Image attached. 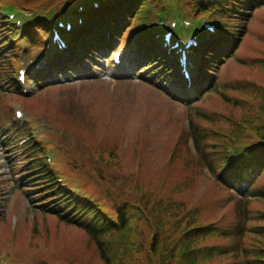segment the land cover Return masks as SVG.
Masks as SVG:
<instances>
[{"label": "rangeland", "instance_id": "obj_1", "mask_svg": "<svg viewBox=\"0 0 264 264\" xmlns=\"http://www.w3.org/2000/svg\"><path fill=\"white\" fill-rule=\"evenodd\" d=\"M51 1L52 4L48 5ZM58 1L15 0L24 14L28 15L35 14L33 12L51 11L50 7ZM168 1L174 4L172 0ZM15 2L0 0V7L12 6ZM14 12L17 15L20 13L16 7ZM163 16L165 20L177 22L183 18L172 5L164 8ZM178 31H181L180 28ZM247 31L238 53L222 68L220 85L226 89L207 97L198 106L199 113H205V119H194V117L192 119L200 137L208 142L205 150L208 154L213 141H215L214 151L218 150L228 137L240 142H248L253 137L251 130L260 127L264 129V8L252 16ZM240 58L242 60H239ZM100 68H104L102 63L97 65V70ZM69 86L72 87L49 88L31 101L17 98L14 102L24 103L25 107L28 105L29 111H32L36 104L35 112L58 120L68 132L76 133L77 140L93 146L81 152L79 157H75L73 152L70 153L73 155L72 161L79 166L68 172L66 179L70 184L86 187L85 192H92L109 214H114V210L123 203L137 206L143 211L144 218L140 217L136 210H129V215L135 219L132 225L133 234H130L129 247L133 252L130 264H147V251L153 236L159 241L167 236L161 246L168 247L177 241L178 232L169 231L176 220L174 213H164L154 207V204L165 203L166 198L170 196L176 201L185 203L187 207L198 208L200 214L195 219L197 225L216 222L220 227H232L236 221L237 211L245 208L246 213L254 220L250 223V227H264L262 221L264 202L256 200L247 204L238 203L237 198L222 189L221 191L205 169V162L202 163L199 153L197 158L184 153L188 138L170 157L168 152L174 138L180 134L182 137L187 136L182 128L183 119L180 124L177 122V118L184 115L181 110L177 111L175 106L167 101L157 103L168 107V113L172 118H176L173 123L160 108H152L150 120L160 122L161 131L158 129L157 132L161 137L154 140V146L146 148L141 143V132H137L138 137L134 136L136 133L131 134L130 126H127L132 121V115L129 123L124 125V138H121V135L114 136L109 123L119 116L126 115L130 103L136 101L133 99L135 94L145 96L146 104L152 99L150 94L122 88H115L116 92H111L109 87L103 85L100 87V84L96 83ZM111 87L113 89L114 85ZM219 94L225 95L230 103L227 104L218 96ZM32 103L34 104L31 106ZM92 121L96 125L91 124ZM165 128V132L162 133ZM107 130L109 131L105 133ZM179 131L180 134H177ZM88 135L91 138H88ZM103 135L106 139L101 142ZM67 140L73 142L72 137ZM97 148L100 149L96 150ZM138 151L143 152L142 157L135 156ZM49 155L56 158L55 152ZM6 159V155L0 149V194L4 192V188L6 191L10 189L3 183L9 171ZM135 159L142 160L143 173L139 177L129 173L138 166ZM179 185L186 186V191L183 194H174L173 188ZM256 186L257 188L264 186V175ZM131 191L133 195L130 197ZM8 199L12 201L6 197V200ZM140 199L142 201L139 202ZM13 204L8 205L9 213L10 211L13 213ZM3 206L5 207L4 204ZM9 213H6L3 222L0 219V257L16 258L11 260V264H103L89 238L74 226L61 224L52 217H44L38 213H34L33 218L24 221L19 217L18 212L19 216ZM13 218L16 219L15 230ZM251 242L252 236L245 235L243 244L248 248ZM209 243L227 245L222 240ZM9 260L6 262L10 263ZM166 262L167 260L164 261Z\"/></svg>", "mask_w": 264, "mask_h": 264}, {"label": "trees", "instance_id": "obj_2", "mask_svg": "<svg viewBox=\"0 0 264 264\" xmlns=\"http://www.w3.org/2000/svg\"><path fill=\"white\" fill-rule=\"evenodd\" d=\"M132 3H135V5ZM132 3L127 5L124 9L123 14L125 16L134 15V12L140 10L144 13H148L149 10L152 12L155 5L152 0H133ZM142 5L144 7L140 8ZM262 7H264V0H218L216 13L206 5H195L197 12L200 11L203 14L208 12L210 15L209 19L218 26L217 37L211 38V41L206 45V49L203 51V69L208 70L215 65L213 64L215 61L220 62L222 58L234 54L245 35L246 27L251 19L252 13ZM150 22L146 23V25L150 26ZM207 86L209 87L210 83H208ZM208 89H210V87ZM222 97L225 98V96ZM225 100L228 104L230 103L227 98H225ZM259 154L260 159L263 161L261 165L264 166V147L259 150ZM45 178L50 182L49 190L56 193L57 198L60 197V192L56 189L53 181L48 175H46ZM251 195H260L264 198V194L262 193H253ZM63 200L65 203H71V201L66 200L65 197H63ZM80 213L86 214L84 218L92 215L88 209H81L79 210V214ZM123 215V213H119V219L116 218L119 222V227L117 229L107 226L106 223L99 220L98 216H94L93 218L97 223L94 225H85L81 220L74 221V219L58 217L60 222L68 226H74L85 233L90 242L95 246L97 255L103 264H130L129 261L132 257V249L129 247V244L130 234H132V232L129 231L127 220L125 221ZM239 220H241L239 225L232 228L230 237L232 239H241L247 234L250 236L253 234L254 238L252 237L251 245H249L247 249L243 248V252L246 256V264H264V227L247 231L246 223L248 222V218H239ZM262 221L264 222V220ZM207 235V232H204V230L190 233L177 242L176 249L171 250V252L163 250L159 239L153 237L149 242L147 264H219L217 262L219 260L218 258L230 250L201 247V243L205 241ZM255 235L258 239L255 238ZM176 251H181L184 254L176 257ZM165 260H167L166 263H164Z\"/></svg>", "mask_w": 264, "mask_h": 264}]
</instances>
